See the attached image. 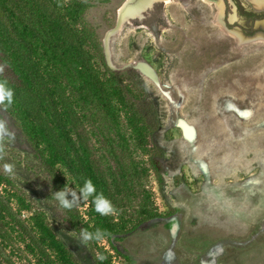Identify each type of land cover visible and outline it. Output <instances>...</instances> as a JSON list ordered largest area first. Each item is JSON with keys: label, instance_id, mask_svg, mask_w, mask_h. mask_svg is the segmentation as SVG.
<instances>
[{"label": "rangeland", "instance_id": "374dc122", "mask_svg": "<svg viewBox=\"0 0 264 264\" xmlns=\"http://www.w3.org/2000/svg\"><path fill=\"white\" fill-rule=\"evenodd\" d=\"M83 1L90 5L84 26L105 63L97 57L96 67L117 73L132 88L151 130L146 154L122 111L116 112L118 126L100 113L89 115L83 141L119 203L109 214L131 227L144 189L162 218L141 223L117 241L129 260L110 251L102 237L85 239L69 224L57 194H67L91 226L88 200L59 166L61 184H53L1 103L0 173L32 212L43 215L75 264H96L94 253L101 251L111 264H202L198 252L222 244L225 236L231 240L225 252L206 264H264V12L253 11L255 0H146L142 11L118 26L127 0ZM105 39L112 65L105 60ZM138 63L153 77L142 74ZM114 155L123 166L133 162L148 170L146 178L132 179L131 193L112 183L119 173ZM5 163L11 173L3 171ZM30 215L23 211L21 218ZM251 234L263 238L248 243ZM20 257L15 252L12 260L27 264Z\"/></svg>", "mask_w": 264, "mask_h": 264}, {"label": "trees", "instance_id": "16d2710c", "mask_svg": "<svg viewBox=\"0 0 264 264\" xmlns=\"http://www.w3.org/2000/svg\"><path fill=\"white\" fill-rule=\"evenodd\" d=\"M89 7L83 0H0V83L12 91V102L0 103L18 123L53 184H61L56 171L59 166L88 200L91 226L80 219L72 200L63 193L71 227L83 236L86 233L104 238L110 251L129 260L117 241L141 223L162 215L152 205L151 193L144 189L139 219L131 227L122 216L115 219L96 210L98 201L109 203L114 211L119 203L95 167L82 131L93 113H100L118 126L116 112L122 111L137 146L147 154L151 130L132 88L123 84L117 73L96 67L97 57L105 63L95 38L83 23ZM247 17L254 15L249 13ZM114 158L119 173L112 183L133 192L132 179L137 175L146 178L148 170L133 162L123 166L122 159L117 155ZM148 164L160 183L151 157ZM86 181L93 186L87 196ZM23 211L31 215L23 219ZM15 252L27 264H75L43 215L32 212L23 196L0 173V264H15ZM94 257L96 264H111L110 256L102 251L94 253Z\"/></svg>", "mask_w": 264, "mask_h": 264}, {"label": "bare ground", "instance_id": "6f19581e", "mask_svg": "<svg viewBox=\"0 0 264 264\" xmlns=\"http://www.w3.org/2000/svg\"><path fill=\"white\" fill-rule=\"evenodd\" d=\"M254 2H255V6H257L258 8L264 7V0H255ZM146 3H147L146 0H140V1L138 0L135 2L133 0H127L118 11L119 12L118 13L119 14L118 15V26L120 25V22L124 21L127 17L137 15L139 13V11L141 10V8L146 5ZM220 12H221V10H220ZM220 12L218 11L216 13V15L214 17V21H217L219 15H220ZM115 28H117V23H116ZM115 28H114V31L116 30ZM104 44H105V48H106V55L105 56L108 59V42H107V39L104 40ZM107 61L109 62L110 65H112V62H110L109 60H107ZM142 63H138L136 65V68L142 74H144L146 76H152L153 77V72L151 71V69L147 65L142 64Z\"/></svg>", "mask_w": 264, "mask_h": 264}, {"label": "clouds", "instance_id": "9594fccd", "mask_svg": "<svg viewBox=\"0 0 264 264\" xmlns=\"http://www.w3.org/2000/svg\"><path fill=\"white\" fill-rule=\"evenodd\" d=\"M7 101L9 104L12 102V91L5 87L3 83H0V102ZM3 171L5 173H11L12 172V165L5 163L3 165ZM93 191V186L91 185L90 181H86L85 184V196H87L88 193ZM58 198L61 200V204L64 207H69V205L63 201L62 194H57ZM96 210L101 212L102 214H108L113 211L109 203L105 201H98ZM88 238V234L85 233V239ZM102 258V257H101Z\"/></svg>", "mask_w": 264, "mask_h": 264}, {"label": "crops", "instance_id": "0c3cea01", "mask_svg": "<svg viewBox=\"0 0 264 264\" xmlns=\"http://www.w3.org/2000/svg\"><path fill=\"white\" fill-rule=\"evenodd\" d=\"M176 215V214H175ZM254 227H263L262 225L258 224ZM263 237H260L259 235L253 236L252 234L247 237L248 243L255 240V239H262ZM224 241L222 244H217V241L215 243H212L211 245L207 246L203 251L198 252V257L200 258V263L206 264L207 262L211 261L213 256H218L222 252L224 253L227 246V242H230L229 236H225V238L220 239ZM219 241V240H218Z\"/></svg>", "mask_w": 264, "mask_h": 264}, {"label": "water", "instance_id": "95a60500", "mask_svg": "<svg viewBox=\"0 0 264 264\" xmlns=\"http://www.w3.org/2000/svg\"><path fill=\"white\" fill-rule=\"evenodd\" d=\"M253 11L256 13L264 12V7H262V8L253 7ZM105 60H106V56H105ZM106 62H107V60H106Z\"/></svg>", "mask_w": 264, "mask_h": 264}, {"label": "flooded vegetation", "instance_id": "af4514ba", "mask_svg": "<svg viewBox=\"0 0 264 264\" xmlns=\"http://www.w3.org/2000/svg\"><path fill=\"white\" fill-rule=\"evenodd\" d=\"M256 13V12H255ZM261 13H263V12H261ZM259 14V13H258ZM258 22H263V20H258Z\"/></svg>", "mask_w": 264, "mask_h": 264}]
</instances>
